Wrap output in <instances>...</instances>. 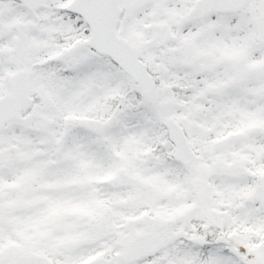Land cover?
I'll list each match as a JSON object with an SVG mask.
<instances>
[{
  "label": "snow or ice",
  "instance_id": "6c2138e0",
  "mask_svg": "<svg viewBox=\"0 0 264 264\" xmlns=\"http://www.w3.org/2000/svg\"><path fill=\"white\" fill-rule=\"evenodd\" d=\"M0 264H264V0H0Z\"/></svg>",
  "mask_w": 264,
  "mask_h": 264
}]
</instances>
